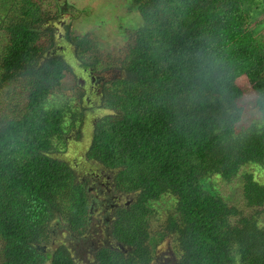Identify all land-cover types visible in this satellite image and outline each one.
<instances>
[{
	"label": "trees",
	"instance_id": "trees-1",
	"mask_svg": "<svg viewBox=\"0 0 264 264\" xmlns=\"http://www.w3.org/2000/svg\"><path fill=\"white\" fill-rule=\"evenodd\" d=\"M132 3L141 24L107 50L57 0H0V264H77L47 246L55 222L86 235L89 172L60 156L82 129L83 161L129 201L109 233L128 252L97 263L151 264L168 240L169 264H264V184L242 171L264 168V0ZM216 177H240L253 213Z\"/></svg>",
	"mask_w": 264,
	"mask_h": 264
},
{
	"label": "rangeland",
	"instance_id": "rangeland-1",
	"mask_svg": "<svg viewBox=\"0 0 264 264\" xmlns=\"http://www.w3.org/2000/svg\"><path fill=\"white\" fill-rule=\"evenodd\" d=\"M59 6L63 9L65 16H69L73 20L71 24L72 28L79 29L82 33L87 32L89 29L95 31L93 35L97 38L101 48L111 50L117 49L121 46L124 38L132 31L137 29L141 24V19L137 13L135 7H133L132 0H57ZM69 21V20H68ZM64 23V22H63ZM83 79V77H80ZM85 84V82H84ZM7 104V99L0 97V112L4 105ZM90 121H92L90 119ZM81 142L83 143V149H79L78 142H68V147L64 155H60L63 160H68L74 166L79 176H84L86 172H89L92 168L91 164L85 163L82 158L84 149L86 148L90 138L86 132H83ZM73 140H77L76 134L72 136ZM79 139V137H78ZM82 148V147H81ZM81 155V156H80ZM242 171L252 172L255 178L264 184V168H245ZM206 182L211 187L213 186L216 192L226 201L235 204L242 208V212L245 215H250L253 212L244 207L242 199L240 197L241 178L236 177L232 182H225L220 179L211 178ZM122 202H126L123 199ZM155 210L161 215L163 212L171 210L173 201L171 199H161L153 204ZM264 220V212L260 216ZM160 221L156 224H159ZM93 225H95V218H93ZM63 223H53L51 230L52 235L47 246L49 253L61 245L66 247L72 246L75 249V253L71 252V255L77 264H93V259L87 252V246L81 242L83 240H76L73 238V234H70L67 229L64 228ZM98 229V227H97ZM101 234V233H98ZM92 239V233L86 236L84 241L87 243L93 241L98 243L97 236ZM78 259H82L83 262H79ZM155 264L174 263V254L169 245L168 240H163L157 246Z\"/></svg>",
	"mask_w": 264,
	"mask_h": 264
},
{
	"label": "flooded vegetation",
	"instance_id": "flooded-vegetation-1",
	"mask_svg": "<svg viewBox=\"0 0 264 264\" xmlns=\"http://www.w3.org/2000/svg\"><path fill=\"white\" fill-rule=\"evenodd\" d=\"M91 83L94 82V76L90 75ZM81 182L85 184L89 195V216H88V228L85 232V236L89 233H92V239L98 234L97 240L98 243H94L93 241L87 243L84 241L86 237L82 235L81 237H77L76 235H72L76 240H83L81 243L87 246V252L93 259V264H99L95 260L96 252L102 248H109L112 250H119L123 253L128 252L129 249L121 246L120 244H116L111 241L110 233V225L113 220V212L117 210V208L123 204L128 205L129 201L122 202L123 199H127L128 197L121 195H117L113 193V173L110 171H104L99 168L90 169L89 170V178L87 179L85 176L81 177ZM93 218H95V225L92 224ZM98 227V229H97ZM70 252L75 253V249L72 246L67 247ZM44 250V249H43ZM79 262H83L82 259H78ZM75 262H77L75 260ZM156 262V261H154ZM152 262L151 264H155ZM78 263V262H77ZM163 264H169L164 262Z\"/></svg>",
	"mask_w": 264,
	"mask_h": 264
}]
</instances>
